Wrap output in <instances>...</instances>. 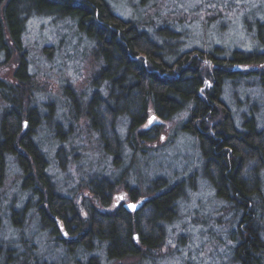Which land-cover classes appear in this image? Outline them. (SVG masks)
<instances>
[{"label": "trees", "instance_id": "trees-1", "mask_svg": "<svg viewBox=\"0 0 264 264\" xmlns=\"http://www.w3.org/2000/svg\"><path fill=\"white\" fill-rule=\"evenodd\" d=\"M111 2L0 0V65L17 61L15 82L0 78L4 101L0 187L15 161L28 206L34 208L42 231L49 232L67 256L104 247L111 260L150 258L167 239L186 185L182 177L156 178L142 185L157 158L152 143L163 131L154 124L141 127L155 117H180L177 132L195 141L201 157L199 172L229 211L226 253L235 264H264V126L251 108L238 117L225 98L228 84L237 88L239 81L251 77L264 93V22L257 25L256 49H234L226 54L221 46L187 47L182 30L167 22L152 27L125 18ZM38 16L71 20L92 43L95 68L90 94H77L68 87L64 91L68 132L84 119L100 150L112 157V171L122 169L116 176L91 174L85 187L98 202L86 203L85 215L73 196L57 189L38 143L45 127L61 140L67 133L61 127L53 128L52 114L43 113L36 102V75L24 36L28 20ZM237 65L252 68L237 71ZM54 124L59 126L57 121ZM129 172L134 184L126 176ZM120 190L121 199L144 201L134 203L133 208L124 202L110 210L96 207L98 203L109 208ZM28 206L9 210L10 224L2 222L0 207V264H58L37 253L35 244L26 238ZM97 258L92 256L84 264H98ZM69 260V264H78Z\"/></svg>", "mask_w": 264, "mask_h": 264}, {"label": "rangeland", "instance_id": "rangeland-1", "mask_svg": "<svg viewBox=\"0 0 264 264\" xmlns=\"http://www.w3.org/2000/svg\"><path fill=\"white\" fill-rule=\"evenodd\" d=\"M111 4L116 13L125 18L137 19L152 27L167 22L175 30H182L181 36L187 47L212 49L221 46L226 54L234 49H256L257 25L264 22V0H112ZM24 39L29 50L31 71L36 75V102L43 113L52 114L53 128L61 127L59 130L62 133L67 130L65 139L61 140L51 135V128L45 127L39 133L38 143L48 159L57 189L64 195L73 196L85 215V204L98 202L85 187L91 174L116 176L122 170L112 171V157L100 150L97 139L84 126V119L72 126V132H68L64 91L68 87L77 94H90L95 68L91 57L92 43L77 31L71 20H56L51 16L29 19ZM3 63L0 65V78L14 83L16 59ZM251 68L247 65L234 67L237 71ZM225 92V98L236 109L238 117L251 108L264 126V93L254 77L242 79L237 88L228 84ZM1 106H4V101L0 96V111ZM51 106L53 111H50ZM56 121L59 123L57 127L54 124ZM179 121L180 117H155L151 124L141 127L146 129L154 124L163 131L161 137L152 143L157 158L153 160L142 185L145 187L149 180L164 177L171 180L182 177L186 185L177 218L164 245L152 257L111 260L107 258L104 247L77 251L75 256H67L62 245L49 232L42 231L40 221L32 211L34 208L31 204L28 206V194L22 192L20 171L15 161L11 162L0 187L2 222L12 223L8 217L9 210L12 212L13 208L28 206L30 217L26 238L35 244L37 253L41 252L44 258L56 260L58 264H69L72 258L78 264H84L92 256L98 257V264H235L226 253L229 250V211L199 172L201 157L198 146L190 136L179 135ZM126 176L134 184L132 173ZM122 191L114 193L109 208L98 203L96 207L104 211L114 209L121 202L144 201V198H139L137 202L127 197L121 199L119 194ZM124 191L128 196L129 192Z\"/></svg>", "mask_w": 264, "mask_h": 264}, {"label": "water", "instance_id": "water-1", "mask_svg": "<svg viewBox=\"0 0 264 264\" xmlns=\"http://www.w3.org/2000/svg\"><path fill=\"white\" fill-rule=\"evenodd\" d=\"M122 197V196H121ZM132 205H134V203H128V204H126V206L127 207H130V208H133V207H131Z\"/></svg>", "mask_w": 264, "mask_h": 264}, {"label": "snow or ice", "instance_id": "snow-or-ice-1", "mask_svg": "<svg viewBox=\"0 0 264 264\" xmlns=\"http://www.w3.org/2000/svg\"><path fill=\"white\" fill-rule=\"evenodd\" d=\"M131 207H135V205H132Z\"/></svg>", "mask_w": 264, "mask_h": 264}, {"label": "flooded vegetation", "instance_id": "flooded-vegetation-1", "mask_svg": "<svg viewBox=\"0 0 264 264\" xmlns=\"http://www.w3.org/2000/svg\"><path fill=\"white\" fill-rule=\"evenodd\" d=\"M118 204V203H117ZM119 205V204H118Z\"/></svg>", "mask_w": 264, "mask_h": 264}]
</instances>
